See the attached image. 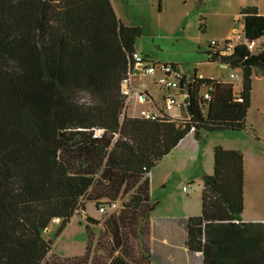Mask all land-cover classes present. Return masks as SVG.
<instances>
[{
    "label": "trees",
    "instance_id": "1",
    "mask_svg": "<svg viewBox=\"0 0 264 264\" xmlns=\"http://www.w3.org/2000/svg\"><path fill=\"white\" fill-rule=\"evenodd\" d=\"M240 15L243 41L225 55L210 45L208 55L242 70L241 92L194 71L180 86L189 117L152 120L122 118V84L143 33L121 22L112 0H0V264H52L46 258L83 201L100 198L110 201L97 204L103 216L121 208L102 219L111 242L97 251L107 252V262L92 257V227L100 222L87 218L86 253L56 255L54 264H148L151 170L190 133L200 142L247 131L252 76L264 75V15L256 7ZM253 41L258 51L248 49ZM213 159V175L202 177L201 215L187 221L186 248L203 264H264V223L241 219L244 156L218 146ZM138 229L143 254L136 263L128 242Z\"/></svg>",
    "mask_w": 264,
    "mask_h": 264
},
{
    "label": "rangeland",
    "instance_id": "2",
    "mask_svg": "<svg viewBox=\"0 0 264 264\" xmlns=\"http://www.w3.org/2000/svg\"><path fill=\"white\" fill-rule=\"evenodd\" d=\"M112 1L116 4L119 10L117 13L119 19L125 26L138 27L142 30L143 34L136 41L135 50L138 55L146 58L148 64H154L156 67L172 65L186 75H191L196 71L198 78L232 81L236 90L243 83L242 70L229 69L219 62L212 63L208 55L213 42H216L220 47L224 45L225 41L233 44L238 43L236 33L240 34L243 29L240 13L237 11L239 0ZM260 3L264 12V0H260ZM231 74L236 77L231 79ZM255 74L260 75L262 72L260 70L254 72L247 131L219 132L204 137L199 144L202 159L199 153L194 155L195 153L190 151L191 158L182 159L174 154L173 156L168 155L161 161L158 168L162 169L160 170L161 175L156 179L151 192L152 206L156 210L153 217L156 216L160 219L171 216L178 219L180 221L179 233L183 232L186 220L199 217L201 214L203 188L201 167L204 164L210 170L207 175H213V150L218 146L226 150L239 151L246 160L244 188L246 199L241 219L250 220L247 221L248 223L252 220H256L254 223L264 222V77H256ZM139 80L142 81V84L149 85L151 98L159 106H163L166 91L157 82L153 83L152 76H142ZM204 91L202 89V92ZM172 93L178 95L179 109H175L169 114L173 115L181 111V119H187L188 112L182 97L179 96L177 90H173ZM80 97L83 100L87 98L85 94ZM142 108L154 109V105L151 102L135 107L137 112ZM256 137L260 139L257 140ZM192 154L195 157H192ZM165 176L167 183L163 187L161 179ZM87 206L93 211L92 214H98L92 203H87ZM115 210L116 212L113 210L103 216V223L109 215L121 210L120 205ZM141 223H144V220H141ZM53 225H55V221L45 231L47 239L55 234V231L52 230ZM97 229L92 245V257L101 255L100 257L107 262L108 258L105 257L107 252L103 254L100 250L97 251V247L109 248L111 237L105 234L104 227ZM184 230L186 237V229ZM141 231L138 229L136 233L130 232L128 242V246L134 254V258L130 259L136 263L140 262V257L143 254ZM177 233L178 231L171 233V231L161 230L158 238H177ZM86 244L87 238L82 225L74 223L66 229L64 236L57 241L54 249L52 247L46 262L54 264L58 257L51 254L52 251L65 257L81 255L85 252ZM145 257L148 260L147 255Z\"/></svg>",
    "mask_w": 264,
    "mask_h": 264
},
{
    "label": "crops",
    "instance_id": "3",
    "mask_svg": "<svg viewBox=\"0 0 264 264\" xmlns=\"http://www.w3.org/2000/svg\"><path fill=\"white\" fill-rule=\"evenodd\" d=\"M112 3H113V6L115 8L116 13H119V10H118L116 4L113 1H112ZM246 7H256L259 11V14L264 15L260 0H239V4L237 5V11H239V13H240L241 10L246 8ZM240 21H241V15H240ZM128 27H131V26H128ZM242 28H243V25H242ZM223 66L227 67L225 65H223ZM255 75H257V74H255ZM136 76H137L138 80L136 79ZM262 76L264 77L263 74H260V75H257L256 77H262ZM141 77L142 76L137 74V73L132 75V77H131L132 96L130 97L129 100L126 101L127 107L124 110L122 118L125 115H127L130 118H142L141 117V111L145 110V111H149V112H155L161 107V106H159V104H157L156 102L153 101V99L150 96V90L148 88L149 85L142 84V81L139 80ZM152 77H153L152 81L155 84L160 76H156V77L152 76ZM253 77H254V74L252 76V80H253ZM222 81L225 83H233L232 81H224V80H222ZM242 84L239 86L238 90H236V88H234L235 94H239L241 92ZM234 87H235V85H234ZM139 94H146L148 96V100L145 103H142L138 98ZM149 100H151V101H149ZM151 102L154 105V109L153 108H144V109L142 108V110H140L139 112L136 111L135 107H138V105L144 106V104H150ZM133 105H134V107H132ZM168 115L172 118H182V112L181 111L178 112L177 114H173V115H170L168 113ZM188 117H189V114H188L187 118ZM202 141L197 142L195 140L194 134L190 133L168 155L173 156L175 154V156L178 158L186 159V158H191L190 151H192V153H195L194 155H197V153H199V155L202 159V153L200 151L201 148L199 149V144ZM194 155L192 154V157ZM166 157H164V158H166ZM164 158L162 160H164ZM161 161L150 172L149 180H150L151 192H152V189L154 187V183H155L156 179L159 178V176L161 175L160 170H162V169H158L160 164H161ZM202 164H203V162H202ZM201 170H202V177L205 174H208L210 172L209 168L206 167L204 164L201 167ZM244 171H245V178H246V160H245V158H244ZM166 181H167L166 176L161 179V185L163 187L166 186V183H167ZM245 182H246V180H245ZM202 190H203V188H202ZM244 192H245V190H244ZM245 199H246V196H245ZM152 200L153 199H152V195H151L150 203H151V207H153L154 210L152 211V213L149 217V220H148L149 221V236H148L149 253L147 254L148 264H203V257L200 253H192V252L188 251V249L186 248L185 243H186L187 235L185 237V230L184 229H186V233H187V221L188 220H186V222H184L185 226L183 227V232L179 233L180 232L179 231L180 221H178V219L171 217V216H166V217H163L160 219L157 218L156 216L153 217V213L156 212V210H155L154 206H152V202H153ZM106 201H108L107 198L84 200L82 211L77 212L76 215L73 216V218L67 224L64 231L56 239V241L53 245V249H54V246L57 243V241L61 237L64 236L66 229L68 227H70L72 224L76 223L79 226L82 225L83 232L85 233L86 238H87V244H86L85 252L81 255H78V256H83L86 253L87 245H88V236H87V229H86L88 224H87L86 219L92 218V219L98 220L100 222L99 225L92 227V230L96 233L98 230L97 228L100 229L102 227V219H103V215H101L97 209V207H98L97 204L103 203ZM87 203H92L94 205L95 210L98 213L97 215L92 214L93 211H91V209L87 206ZM201 203H202V201H201ZM244 204H245V202H244ZM156 205H158V204H156ZM201 211H202V208H201ZM247 221H250V220H243L242 219L243 223H248ZM255 221L256 220H252V222H249V223L256 224V225L264 223V222L263 223H258V222L254 223ZM59 226H60V221L56 220L55 225H53V227H52V230L56 231ZM161 230L171 231V233L178 231V233H177L178 236H177V238H175V237H169V238L163 237V238L159 239L158 234L160 233ZM51 254H55L58 256L65 257L63 255L55 253L54 251H52ZM78 256H73V257H78ZM66 258H70V257H66Z\"/></svg>",
    "mask_w": 264,
    "mask_h": 264
},
{
    "label": "built area",
    "instance_id": "4",
    "mask_svg": "<svg viewBox=\"0 0 264 264\" xmlns=\"http://www.w3.org/2000/svg\"><path fill=\"white\" fill-rule=\"evenodd\" d=\"M237 39L238 43L233 44L232 42L225 41L224 45L220 47L216 42H213L212 48L214 53H218L220 55H225L230 53L236 45L240 44L242 40L241 34L238 32ZM246 45L248 49L252 52L258 51L261 48V43L259 41H253V42H246ZM133 66H131L129 77L127 80H125L122 84V93L127 98V100L130 99L132 96V88H131V77L134 74H139L141 76H160L158 80L156 81L163 90L166 91V95L164 97V104L161 106L157 111L155 112H149V111H141V117L144 119H157L160 117H163V115L167 114L169 112H172L175 109H179L178 104V95L173 94V90H177L179 96L182 97L183 104L187 108L188 103V94L187 92L181 91V81L186 77V81H192L191 75L183 74L177 67L175 66H167L163 65L161 67H156L154 65L148 64L145 57H141L137 53L133 56ZM236 76L231 74L230 78L234 79ZM211 88H208L206 92L203 95V100L208 101L210 99ZM139 100L142 103H145L148 100V96L146 94H139L138 96ZM151 101V100H149ZM241 101V100H240ZM115 207V205H113ZM105 209L104 207L100 208V213H104Z\"/></svg>",
    "mask_w": 264,
    "mask_h": 264
}]
</instances>
